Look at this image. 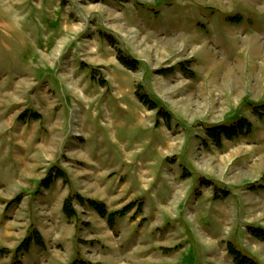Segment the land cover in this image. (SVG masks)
<instances>
[{
    "label": "rangeland",
    "instance_id": "obj_1",
    "mask_svg": "<svg viewBox=\"0 0 264 264\" xmlns=\"http://www.w3.org/2000/svg\"><path fill=\"white\" fill-rule=\"evenodd\" d=\"M263 104L264 0H0V168L134 203L111 227L73 200L96 261L264 264ZM240 119L252 134L209 137Z\"/></svg>",
    "mask_w": 264,
    "mask_h": 264
},
{
    "label": "crops",
    "instance_id": "obj_2",
    "mask_svg": "<svg viewBox=\"0 0 264 264\" xmlns=\"http://www.w3.org/2000/svg\"><path fill=\"white\" fill-rule=\"evenodd\" d=\"M10 166L13 169L8 174L0 168V264H141L140 255H133L131 261L129 254L126 258L125 253L112 247L111 255H101L96 261L91 256L93 239L65 214L64 204L70 195L62 198L60 190L42 187L44 179L31 174L27 164L15 169ZM33 233L37 234L29 249L18 253ZM36 237L43 245L35 242ZM137 251L141 253L140 248ZM161 258L165 261L169 257Z\"/></svg>",
    "mask_w": 264,
    "mask_h": 264
},
{
    "label": "trees",
    "instance_id": "obj_3",
    "mask_svg": "<svg viewBox=\"0 0 264 264\" xmlns=\"http://www.w3.org/2000/svg\"><path fill=\"white\" fill-rule=\"evenodd\" d=\"M187 71L189 72V70H186L183 68V72L188 73ZM140 99L145 104H146L145 100H147L148 102H151L148 99V97L145 95L140 97ZM152 105L155 106L154 103H152ZM254 111H255V114L260 115V116H264V104L255 106ZM165 118L170 123V115L165 113ZM252 132H253V125L249 121H247L246 119H240L239 121H237L233 125L218 126V127H214L212 129H209L208 135L210 138H212V140H214V142L216 143L217 146H221L223 138H226L228 140H233L239 136H248V135L252 134ZM56 178H63L64 180H67V176L63 171L57 170L55 173H54V171H51L49 173V175L42 181V184H41L42 187L49 188L51 183L53 181H55ZM224 194L226 197L229 196V193L227 191H224ZM215 197L217 199L221 198V194L218 193V190H216V192H215ZM74 199L75 200L77 199L82 205H87V206L93 208L101 217L107 218L108 223L111 227H114L115 220L118 217L125 216L130 210H132L135 207V205L133 203V204L126 206L121 211L109 213L107 206L105 204L100 203V202L95 201V200H92V199L91 200H84L82 197L77 195L75 197L67 198V200L65 201L64 211H65L66 216L69 219H73L77 215V211L74 209V207H72ZM250 230H251V233L255 237L261 238L264 240V230L263 229L251 228ZM33 234H34L33 237L31 236L22 244V246L18 250V253H21L22 251H27L29 249L30 245L33 242L34 236L37 233H33ZM35 242H37L40 245H43L40 237H39V239L36 237ZM229 251H230V254L234 257L235 264H255L250 258L243 256L233 246L229 247ZM14 264H21V263L15 262ZM74 264H91V263L84 262V261H76Z\"/></svg>",
    "mask_w": 264,
    "mask_h": 264
}]
</instances>
